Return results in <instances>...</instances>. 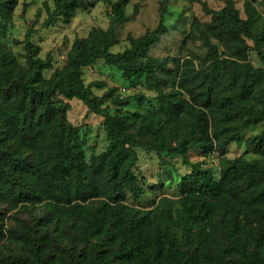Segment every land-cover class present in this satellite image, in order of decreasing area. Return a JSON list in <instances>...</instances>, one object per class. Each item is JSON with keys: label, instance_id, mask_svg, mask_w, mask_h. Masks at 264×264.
<instances>
[{"label": "trees", "instance_id": "obj_1", "mask_svg": "<svg viewBox=\"0 0 264 264\" xmlns=\"http://www.w3.org/2000/svg\"><path fill=\"white\" fill-rule=\"evenodd\" d=\"M52 2L44 27L88 6V0ZM128 2L112 1L107 28L76 37L65 63L48 75L51 56L38 54L31 30L23 39V69L14 68L7 50L0 53V234L6 230L7 207L37 203L43 209L8 227L20 250L0 255V264H264V127L249 139L256 157L237 155L218 176L196 160L178 180L177 198L163 196L148 209L127 202L145 193V179L135 170L137 148L161 157L177 154L188 162L189 148L207 156L238 142L241 130L264 123V23L255 27L256 16L250 11L241 16L231 1L212 10L211 22L199 35L208 66L195 69L189 59L148 54L175 22L161 21L143 35H130L123 50L112 51L117 26L128 19ZM17 3L0 0L3 27ZM247 39L263 65L246 60ZM98 59L126 78L146 75L171 87L159 89L152 109L112 114L103 104L116 88L98 95L92 87L105 83L83 79V69ZM60 95L77 97L103 116L109 144L90 162ZM147 98L136 93L113 103L143 105ZM211 111L219 118L213 132ZM183 113L193 118L177 137Z\"/></svg>", "mask_w": 264, "mask_h": 264}, {"label": "rangeland", "instance_id": "obj_2", "mask_svg": "<svg viewBox=\"0 0 264 264\" xmlns=\"http://www.w3.org/2000/svg\"><path fill=\"white\" fill-rule=\"evenodd\" d=\"M114 0H88L85 9H78L69 20H60L55 24L44 27L42 25L48 9L52 7V0H18L12 12L11 20L3 27L0 23V53L7 50L10 54L14 68L25 67L24 37L31 30L32 41L40 47L39 55L51 56V66L46 70V75L56 68H60L66 61V55L72 42L78 36L87 35L94 27L107 28L110 20V4ZM229 1L239 10L241 16H246L247 11L252 12L256 18L255 27H261L264 23V0H129L125 13L128 19L117 26L118 42L111 46L112 51H121L128 44V36H139L156 27L161 21L165 24L175 22V28L161 36L160 40L152 45L148 54L153 56H175L181 61L189 59L195 69L208 66L205 61L207 46L199 36L205 31L212 19V10L220 9ZM248 1V4H246ZM165 3V13H161V7ZM214 43L217 42L211 38ZM248 57L255 66L263 65L262 60L253 47L250 39ZM220 52L224 46L218 42ZM2 63V62H1ZM0 63V66H1ZM10 64V63H9ZM85 83L93 80H102L105 85L102 88L93 86L94 93L102 95L109 87L116 88L108 96L103 106H107L112 114L131 113L134 110L145 111L152 109L158 102L159 89H167L171 86L156 83L148 79L146 75L126 78L115 66L107 64L103 59H98L93 65L83 69ZM264 86V85H263ZM143 93L147 100L143 105L133 100L127 105H116L114 98H126L129 95ZM254 102L256 101L255 99ZM61 103H67V119L78 128L79 142L84 150L85 158L91 161L92 155L101 153L109 144V136L103 127V116L91 111L81 99L77 97L67 98L59 96ZM256 104L259 102L256 101ZM193 118L189 113L181 114L178 135L181 136L187 129L189 121ZM211 129L215 131L219 118L215 112H210ZM264 127V123H258L248 129L239 132L240 140L231 141L225 149H216L207 156H202L197 148H189L187 152L188 162L180 155H167L162 157L155 151H146L137 148V163L135 170L139 176L145 179V193L137 200L127 197V202L139 209L154 207L161 197L177 198L179 191L177 182L180 177L189 172L191 163L203 160L205 166H209L215 176L226 165L227 161L237 155L246 158H254L249 139ZM170 135V134H169ZM218 136H214L216 142ZM164 158L167 163H161ZM96 200V198H92ZM91 200V201H92ZM97 201H93L95 203ZM5 212V232L0 234V255H16L10 252H18L20 247L15 239H11L8 227L17 224L21 219L28 220L36 213L43 212L41 204L15 205ZM20 257V255H17Z\"/></svg>", "mask_w": 264, "mask_h": 264}]
</instances>
